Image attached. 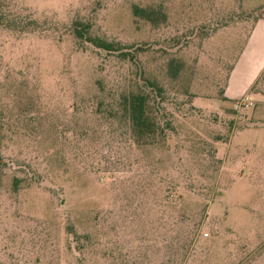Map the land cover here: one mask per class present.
Wrapping results in <instances>:
<instances>
[{
	"label": "rangeland",
	"instance_id": "obj_1",
	"mask_svg": "<svg viewBox=\"0 0 264 264\" xmlns=\"http://www.w3.org/2000/svg\"><path fill=\"white\" fill-rule=\"evenodd\" d=\"M0 17V264H264V75L252 108L223 97L264 0H0ZM138 92L152 145L120 109Z\"/></svg>",
	"mask_w": 264,
	"mask_h": 264
},
{
	"label": "trees",
	"instance_id": "obj_2",
	"mask_svg": "<svg viewBox=\"0 0 264 264\" xmlns=\"http://www.w3.org/2000/svg\"><path fill=\"white\" fill-rule=\"evenodd\" d=\"M132 13L134 17L144 19L153 24L158 23L161 20L158 19L159 15L162 18L164 17V15L160 11H156L152 8H139L134 6ZM1 23L2 18L0 17V24ZM88 29V25H83L79 28L75 27V37L91 44L97 49L106 52L120 50V47L116 46L111 42H107L103 39L89 35ZM119 54L123 58H126L130 55V53L126 52H120ZM169 72L172 76H176L177 74V70L172 68V66H170ZM263 75L264 69L260 73L258 78L255 80L253 86L250 89L251 91H253V93H256V89L254 88L259 84ZM150 84V86H154L152 83ZM154 90L158 93H161V89ZM150 98V95L141 92L129 93L128 95H124L120 98V109L122 110L123 115L128 122L133 142L139 146L152 145L156 141L157 136L161 133L157 125V121L155 118V110L153 104L150 101ZM71 233L72 232L70 231L69 234L71 235Z\"/></svg>",
	"mask_w": 264,
	"mask_h": 264
},
{
	"label": "crops",
	"instance_id": "obj_3",
	"mask_svg": "<svg viewBox=\"0 0 264 264\" xmlns=\"http://www.w3.org/2000/svg\"><path fill=\"white\" fill-rule=\"evenodd\" d=\"M264 69V18L252 26L223 87V97L238 99L249 92ZM238 90V91H236Z\"/></svg>",
	"mask_w": 264,
	"mask_h": 264
},
{
	"label": "built area",
	"instance_id": "obj_4",
	"mask_svg": "<svg viewBox=\"0 0 264 264\" xmlns=\"http://www.w3.org/2000/svg\"><path fill=\"white\" fill-rule=\"evenodd\" d=\"M233 110L236 114L242 113L243 111L250 109L254 106V101L250 98V95L245 94L244 96L236 99L233 104Z\"/></svg>",
	"mask_w": 264,
	"mask_h": 264
}]
</instances>
